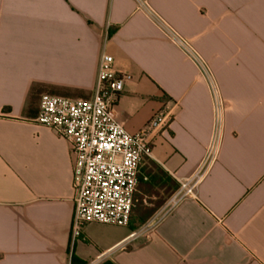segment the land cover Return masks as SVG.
Listing matches in <instances>:
<instances>
[{
	"label": "crops",
	"instance_id": "0c3cea01",
	"mask_svg": "<svg viewBox=\"0 0 264 264\" xmlns=\"http://www.w3.org/2000/svg\"><path fill=\"white\" fill-rule=\"evenodd\" d=\"M145 4L225 106L217 164L170 213L209 144L212 96ZM103 55L131 76L112 110L129 133L166 105L176 117L141 164L130 226L90 223L75 239L69 143L34 122L39 94L28 109L34 90L92 99ZM83 263L264 264V0H0V264Z\"/></svg>",
	"mask_w": 264,
	"mask_h": 264
},
{
	"label": "built area",
	"instance_id": "2783aa9c",
	"mask_svg": "<svg viewBox=\"0 0 264 264\" xmlns=\"http://www.w3.org/2000/svg\"><path fill=\"white\" fill-rule=\"evenodd\" d=\"M144 12L164 35L200 68L212 96L213 128L205 154L196 169L179 182L168 201V212L195 199L199 187L219 160L225 131V106L216 79L191 45L145 4ZM130 75L115 71L114 58L103 55L92 99L43 95L34 122L53 130L70 146L76 192L72 237L90 223L129 227L135 207L140 168L152 156L154 139L163 135L176 117V104L157 112L144 129L129 133L113 115ZM136 236V233L131 235Z\"/></svg>",
	"mask_w": 264,
	"mask_h": 264
},
{
	"label": "trees",
	"instance_id": "16d2710c",
	"mask_svg": "<svg viewBox=\"0 0 264 264\" xmlns=\"http://www.w3.org/2000/svg\"><path fill=\"white\" fill-rule=\"evenodd\" d=\"M37 94H40V93L38 91H35V90H34V92H32L31 101H30V105H29V109H28L29 114L31 112V109H32L33 103H34V99H35ZM177 189H178V186L174 185L173 191H176Z\"/></svg>",
	"mask_w": 264,
	"mask_h": 264
},
{
	"label": "rangeland",
	"instance_id": "374dc122",
	"mask_svg": "<svg viewBox=\"0 0 264 264\" xmlns=\"http://www.w3.org/2000/svg\"><path fill=\"white\" fill-rule=\"evenodd\" d=\"M42 94H54V95H55L56 93H40V94L38 95V98H37L38 103L40 102V99H41ZM57 95H60V94H57Z\"/></svg>",
	"mask_w": 264,
	"mask_h": 264
}]
</instances>
